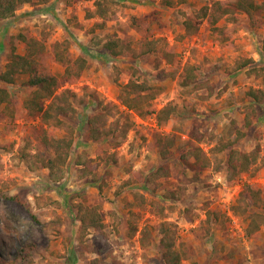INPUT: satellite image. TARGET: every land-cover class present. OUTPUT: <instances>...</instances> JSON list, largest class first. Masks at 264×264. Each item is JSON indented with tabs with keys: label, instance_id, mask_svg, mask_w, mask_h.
I'll list each match as a JSON object with an SVG mask.
<instances>
[{
	"label": "rangeland",
	"instance_id": "374dc122",
	"mask_svg": "<svg viewBox=\"0 0 264 264\" xmlns=\"http://www.w3.org/2000/svg\"><path fill=\"white\" fill-rule=\"evenodd\" d=\"M94 1L33 2L0 18V71L7 63L9 38L19 32L45 44L42 68L47 72L63 74L65 64L55 52L65 46L67 59L86 56L89 62L76 82L62 83L58 90L70 88L78 109L76 117L67 119L76 127L75 143L61 181H52L45 168L31 170L20 154L43 149L40 130L58 137L66 129L48 127L40 117L15 122L0 117V264H163L158 248L163 220L173 224L177 243L200 264H264V225L249 235L245 216L233 210L246 184L264 189V101L254 102L250 93L264 90V79L249 73V66L239 67L249 58L251 66H264V16L239 12L233 20L222 19L218 25L227 28L225 42L207 19L195 34L183 36L184 21L214 0H119L107 18L94 14ZM132 17L147 21L149 29L133 25ZM110 39L129 42L132 50L118 57L101 54ZM149 40L174 56L158 50L139 55ZM187 64L194 66L200 89L181 85ZM162 71L166 76L159 78ZM25 79L0 86L14 99L24 98L30 92L22 85ZM131 79L151 82L159 90L156 108L172 104L177 113L160 125L154 113L140 116L128 110L120 92ZM101 112L107 125L124 112L134 126L125 138L117 133L92 140L86 118ZM192 131L198 136L191 137ZM169 134L176 145L163 160L152 144L155 137ZM258 145V171L229 185L224 168L229 150L249 152ZM190 148H200L210 165L196 172ZM161 165H168L170 173L154 176ZM78 202L99 205L103 231L80 237L73 207ZM131 220L139 231L150 229L147 247L141 246L139 231L131 236Z\"/></svg>",
	"mask_w": 264,
	"mask_h": 264
},
{
	"label": "trees",
	"instance_id": "16d2710c",
	"mask_svg": "<svg viewBox=\"0 0 264 264\" xmlns=\"http://www.w3.org/2000/svg\"><path fill=\"white\" fill-rule=\"evenodd\" d=\"M51 0H0V18L7 19L16 14V12L25 4L39 3L48 4ZM121 4L119 0H95L94 14L101 18H107L114 12L116 6ZM239 12L246 13L249 16L261 14L264 16V0H214L211 5H204L194 12V15L184 21L185 33L188 37L198 31L199 23L207 19L213 27V31L221 35L222 41H228L226 26H219L222 19L233 20ZM133 25L144 30L149 29V23L138 17H132ZM20 46L24 47V52H20ZM101 54L110 53L113 56H121L132 50L131 43L121 39H110L103 44ZM156 50L162 51L165 57L174 56L169 54V50H163L157 46V40H149L140 46L139 55L153 53ZM68 47L56 50V59L65 64L64 72L61 76L45 71L43 60L46 54L45 44L33 37H28L23 32L11 35L9 38L7 63L5 69L0 71V82L4 84H14L21 78H26L22 85L30 92L20 99H14L11 91L4 86H0V117L10 122H15L20 118L40 117L43 124L53 128H65L62 136H51L46 129L40 130V144L42 150L35 153L23 150L20 159L24 161L31 170L45 168L49 172V178L54 182L61 181L66 175V169L73 145L75 143L76 127L67 122L68 118H74L78 115V109L73 105L72 97L74 93L70 88L59 92L62 83L76 82L83 72L88 68L89 62L86 56H79L75 60L66 58ZM91 57V56H90ZM252 58L242 60L239 67L249 66V73L264 79V66L252 65ZM115 80H118L119 70L115 66ZM186 77L181 82L183 87L194 85L195 89H200V83L197 82V76L193 65L185 66ZM159 78L166 76L165 71L158 73ZM212 90L210 94H212ZM251 96L254 102L260 104L264 101V90H251ZM159 90L148 80H133L123 85L120 92V99L128 110L134 111L140 116L156 114L160 125H164L177 113L176 106L169 104L162 108H156L154 100L157 98ZM106 113L101 112L86 118L88 126V137L92 140L108 138L117 133L125 138L134 122L128 114L122 113L111 124L107 125L105 120ZM199 131H192L191 137H197ZM153 143V142H152ZM176 145L175 136L169 134L166 136H157L154 139L152 148H157L160 157L167 160L172 156V149ZM260 145L249 152H243L232 148L229 150L225 159L224 168L227 174L229 185H233L244 174H255L259 167L256 164L261 155ZM189 154L194 155V166L196 172L202 167L210 165L211 160L202 153L200 148H190ZM182 159L186 160L183 154ZM264 163V160H263ZM220 169V167H218ZM170 173L168 165H161L153 174L154 176H167ZM174 195V192H173ZM143 197V196H141ZM16 201L30 210L29 204L19 196H13ZM264 189L256 184H246L239 192L237 203L233 210L236 214L245 216L247 223V234H254L262 225H264ZM76 219L80 226L78 233L80 237H85L90 230L103 231L105 228L104 217L100 211L99 205L87 204L84 202L75 203ZM260 208V210L258 209ZM160 215L164 216L163 208L160 209ZM131 236L139 231L138 225L132 220ZM158 234L160 236L158 248L162 253L163 264H184L185 260H191L189 249L177 243V230L173 224L163 220L159 224ZM151 231L145 226L139 231V240L143 248L151 242ZM4 259L0 256V263ZM190 264H200L197 260H191Z\"/></svg>",
	"mask_w": 264,
	"mask_h": 264
}]
</instances>
